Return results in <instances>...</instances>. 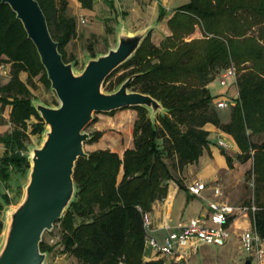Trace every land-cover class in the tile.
<instances>
[{
    "label": "trees",
    "instance_id": "1",
    "mask_svg": "<svg viewBox=\"0 0 264 264\" xmlns=\"http://www.w3.org/2000/svg\"><path fill=\"white\" fill-rule=\"evenodd\" d=\"M38 1L64 60L70 62L65 46L76 36L77 20L68 12V1ZM79 1L84 7L93 2ZM164 15L165 9L160 6L159 18ZM168 26L171 34L158 45L152 41L150 31L135 54L103 84L121 69H129L118 77L117 87L138 73L129 87L138 85L139 89L134 90L151 94L166 111L153 121L147 107H125L138 112L134 146L127 148L123 157L110 149H97L89 152L88 158L76 161V193L55 224L61 226L63 252L75 256L80 264H162L160 260L144 261V213L151 210L155 200L166 196V181L174 177L173 171L196 162L208 148L210 132L205 125L209 122L234 137L241 149L238 158L254 160L258 203L252 218L264 240V140L257 142L252 138L264 132V0H190L174 11ZM196 26L201 28L202 36L189 39ZM0 58L12 67L10 81L0 85V112L12 104L11 120L15 124L10 132L0 136L7 147L0 157V180L7 183L12 174L30 170L26 152L28 120H37L32 134L45 130L29 84L39 74L49 89L51 82L22 21L2 0ZM232 66L239 74V97L230 121L223 123L209 84ZM21 71L28 72L27 83L20 78ZM91 136L89 142H95L102 131ZM227 160L231 165L229 155ZM121 170L123 176L119 179ZM3 200L10 203L7 193ZM3 205L0 203V210ZM2 230L0 221V234ZM55 246L45 239L40 243L43 252L53 251Z\"/></svg>",
    "mask_w": 264,
    "mask_h": 264
},
{
    "label": "water",
    "instance_id": "2",
    "mask_svg": "<svg viewBox=\"0 0 264 264\" xmlns=\"http://www.w3.org/2000/svg\"><path fill=\"white\" fill-rule=\"evenodd\" d=\"M2 3L10 5L35 44L59 105L34 103L48 129L42 145L29 156L25 196L10 215L0 264H44L47 252L41 250L40 243L74 199V167L80 157H89L84 144L92 136L85 129L94 113L139 105L153 114L166 109L151 94L129 90L138 73L129 76L115 91L102 89L107 77L135 54L151 28L135 33L120 30L117 45L90 58L83 71L76 74L73 64L64 60L38 0Z\"/></svg>",
    "mask_w": 264,
    "mask_h": 264
},
{
    "label": "crops",
    "instance_id": "3",
    "mask_svg": "<svg viewBox=\"0 0 264 264\" xmlns=\"http://www.w3.org/2000/svg\"><path fill=\"white\" fill-rule=\"evenodd\" d=\"M67 1L69 14L74 16L77 20L76 38L82 36L88 39L91 35H95L98 39H106L112 36L117 42L119 31L116 30V25L118 19L121 17L126 20L139 19L144 16L146 17V23L143 24V28L155 29L157 24H155L154 21L156 20L157 22H162L165 26L162 34H157L158 38H156L155 44L158 45L166 36L171 34L169 26L166 27L168 25V19L178 7L188 3L190 0H186L187 2L184 3L178 2L180 0H150L149 4L148 0H93L90 7H84L79 0ZM160 6L165 9V15L162 19L159 18ZM171 6L175 7L174 10H169ZM157 11L158 15L156 14ZM156 17L157 19L155 20ZM83 19L84 22L82 21ZM130 30L131 29L127 31L130 33L139 31ZM153 34L152 31V38ZM191 35L189 38L202 36L201 28L196 26L194 33ZM101 53L106 52H100V54ZM11 69V63L0 62L1 85L7 84L10 81ZM20 78L27 83L29 78L28 72L21 71ZM210 85L211 83L209 84V89ZM234 86V97H236L238 89L235 84ZM1 96L2 94L0 93V97ZM236 102L237 100H234L232 105L228 107H233ZM1 106L2 102L0 100V108ZM12 108V104H7L5 109L0 112V136L10 132L15 126L11 120ZM148 111L153 121L157 118L158 114L165 112L158 111L157 114H153L149 108ZM219 115L223 123H228L231 119V113L226 119L220 112ZM135 120L136 119H133L131 122L129 130H133ZM96 129L99 131L103 130L99 127V124L96 125ZM205 129L210 132L208 148L204 149L202 155L196 162L185 165L182 170L176 168L173 171L174 177L166 181L168 187L166 196L162 199L155 200L151 210L148 211L151 225L148 234L156 237L161 242L164 241L175 228L181 224L187 223L192 218H201L206 225L211 227L215 226V223L211 219L209 207L211 201L228 203L235 206H249L253 203L255 204V193L250 192V188L247 187L250 181H246L249 160L242 161L238 158L241 149L234 137L211 122L205 125ZM106 135V133H103L99 138V142L96 141L91 143L93 151L109 148L112 151L118 152L119 155L123 157L125 150L131 147L132 140H129V143L125 146L123 145V141L120 142L121 144L116 142L107 144L104 142ZM252 137H256L255 141L260 142L264 140V132L253 135ZM220 139L224 140L228 144V147L225 148L219 145L218 142ZM6 151L7 147L0 141V157H2ZM227 155L232 158L231 165L228 163ZM122 176L123 170H121L119 174V179H121ZM178 180L181 181V184ZM195 181H200L205 185L200 195H195L188 189V185ZM252 214V211H248L231 217L229 240L234 238L238 239L241 243L242 233L255 227ZM229 240L226 244L220 246V248L223 247V249L218 256V260L227 259L230 252L229 248L227 249L225 246L228 244ZM213 245L215 244L204 243L197 245L195 248L180 247L179 249L188 251V255L183 259L172 258L170 262L171 264H217L218 260L212 249ZM163 258L164 257L160 253L155 252L149 247L145 241V262L160 260L163 264Z\"/></svg>",
    "mask_w": 264,
    "mask_h": 264
},
{
    "label": "rangeland",
    "instance_id": "4",
    "mask_svg": "<svg viewBox=\"0 0 264 264\" xmlns=\"http://www.w3.org/2000/svg\"><path fill=\"white\" fill-rule=\"evenodd\" d=\"M178 2L184 3L187 1L180 0ZM149 3L150 0H148V4ZM174 8L175 7L171 6L169 10L170 9L174 10ZM156 14L158 15V11L156 12ZM156 19L157 17L155 18V20ZM144 23H146V17L144 16L139 19H128V20L123 19V17H121L117 21L116 30L117 31L120 30L127 31L129 29H131L130 31L142 30L144 29L142 27ZM154 23L157 24V26L155 29H152L154 33L152 41L156 43V38H158L157 34H162L165 26L164 24H162V22H157V20L154 21ZM166 27H168V25ZM116 45H117L116 39H114V37L112 36H109V38L106 39H98V37H96L95 35H91V37L88 39L83 38L82 36L76 38L75 36L65 46V54H66V58L68 60H71L70 62L73 64V68L76 74H79L83 71L90 58H92L94 55L98 56L100 52H107L109 48L115 47ZM0 62H2L1 58H0ZM128 71L129 69H121L120 71H118L114 76H112L106 82L105 86L102 87L103 91L106 92L115 91L119 87V86L117 87L118 77L123 73H127ZM236 71H237V76H239L237 68ZM29 85L33 93L34 103L36 104L44 103L49 106H58L57 103H59V98L56 92L52 88L51 89L47 88V86L40 79V74L34 76L32 78V82H30ZM111 85H113V87L111 88V91H109L110 90L109 87ZM236 86L238 89V97H239V86L237 84ZM134 89H139V86L136 85L133 87H129V90H134ZM210 90L212 95L215 97L214 100L219 98H228V99L233 98L235 95L234 76L232 78H228L227 83L224 85L221 84L219 78H216L214 81L211 82ZM134 91H139V90H134ZM232 109L233 107H228L223 109L220 108L218 109V111L220 112L221 115H224V118L226 119L230 115ZM137 118H138V112L137 110L132 108L118 109L111 114L102 113V112L94 113V119L89 123V125L86 127L85 130L92 135L95 131H97L96 125L99 124V127L103 129L102 134L103 133L107 134L104 140L105 143L111 144L116 142L119 144L121 141H123V145L125 146L127 143H129V140L130 141L132 140L131 147H133L134 146L133 130H129V127L133 119H137ZM155 120L156 119H154V121ZM36 121H37L36 118L32 117L27 122L28 123L27 132L29 133V137L26 140V144H27L26 152L29 156H32L34 148L40 147L42 145L46 137V131L48 129V127L45 126L44 132L38 134H32L30 131L32 129L33 123H35ZM252 138L256 140V137H252ZM99 141L100 139L97 140V142ZM84 146L86 151L88 152L93 151V146L91 142L89 141L85 142ZM253 169H254V160L253 158H251L249 159V168L246 172V181H250V184H247V187L250 188V192L255 193V191L258 190V184L256 180L257 173L254 172ZM28 181H29V172L25 174H21V173L12 174L10 181L7 183L0 180V203L4 204L2 206V209L0 210V221L3 223V230L0 234V251L2 250L6 240L7 227L11 220L10 215L23 200L25 196V187ZM4 193H7L10 199V203L8 204H6L3 200ZM257 201L258 200H256V195H255V205L258 203ZM43 239L47 240L50 244L56 245L53 251L47 252L44 264H80V262L75 256H73L70 253L63 252L64 246L60 242L61 226L59 223L55 224L52 230L46 231L43 235ZM225 247L227 249L229 248V252H230L227 259L224 258L223 260H218V256L221 250L223 249V247L220 248V246H215V245L212 246V249L214 250V253L216 254V258L218 260L217 264H246L248 260H251L252 264H257L256 256L252 253L246 252L243 249L242 244L238 239L231 238Z\"/></svg>",
    "mask_w": 264,
    "mask_h": 264
},
{
    "label": "built area",
    "instance_id": "5",
    "mask_svg": "<svg viewBox=\"0 0 264 264\" xmlns=\"http://www.w3.org/2000/svg\"><path fill=\"white\" fill-rule=\"evenodd\" d=\"M82 21L84 22V19ZM233 76L234 84L236 85L237 71L234 66L229 67L220 75L221 84H226L227 79ZM237 98L238 94L231 99H216L214 103L217 108H225L232 105L233 101ZM218 143L225 148L228 147V144L224 140L220 139ZM204 188V183L200 181H195L188 185L189 191L195 195H200ZM209 207L211 219L215 223V226L206 225L201 218H192L187 223L175 228L162 242L148 234V231L151 229L150 215L148 212L144 213L145 241L149 247L164 257L163 264H171L170 259L172 258L183 259L187 256L189 252L179 249L180 247L195 248L197 245L204 243L218 246L226 244L230 237L229 226L231 217L248 211L254 213L257 210V206L254 203L249 206H235L228 203L211 201ZM241 243L246 252L256 256L257 264H264V240L255 227L242 233Z\"/></svg>",
    "mask_w": 264,
    "mask_h": 264
}]
</instances>
